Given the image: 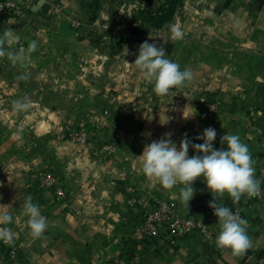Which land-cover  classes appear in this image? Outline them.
I'll return each mask as SVG.
<instances>
[{"label": "crops", "instance_id": "1", "mask_svg": "<svg viewBox=\"0 0 264 264\" xmlns=\"http://www.w3.org/2000/svg\"><path fill=\"white\" fill-rule=\"evenodd\" d=\"M8 1L24 15L10 9L0 17V34L15 30L17 47L36 40L38 50L26 67L0 59V205L15 219L9 226L18 252L9 260L0 243V264H264V0H181L167 27L142 30L135 26L138 11L149 6L143 0H46L35 11L40 0ZM55 2L62 8L54 9ZM172 26L184 32L182 40L170 38ZM145 41L164 47L181 70L191 68L193 82L157 96L131 65ZM22 72L30 73L28 81L16 79ZM201 94L219 101L214 115L197 103ZM22 97L33 106L18 115L11 102ZM184 111L192 116L185 119ZM21 124L24 134L17 137ZM73 127L87 131L85 143L68 139ZM208 127L217 133L214 149H226L221 137L236 134L256 161L261 197L233 203L225 195L221 201L248 221L253 247L243 257L215 246L218 218L202 178L186 208L178 188L164 190L140 171L146 144L166 133L177 148L185 134L200 144L196 138ZM188 154L198 153L190 147ZM43 171L57 178L63 198L53 186H39ZM128 187L138 194L135 205ZM28 195L50 222L37 240L22 215ZM161 200L183 218H197L208 233L178 236L157 222L154 234L137 240L144 217Z\"/></svg>", "mask_w": 264, "mask_h": 264}, {"label": "clouds", "instance_id": "2", "mask_svg": "<svg viewBox=\"0 0 264 264\" xmlns=\"http://www.w3.org/2000/svg\"><path fill=\"white\" fill-rule=\"evenodd\" d=\"M243 22L236 19L233 27L239 30ZM171 39L182 40L184 32L172 26ZM19 45V36L15 30L5 29L0 34V59L7 58L12 64L26 67L31 62V55L38 50L36 40H31L27 47ZM125 55L128 54L125 48ZM143 80L152 86V91L160 97L166 96L172 89H185L194 80L191 68L181 70L179 63L167 58L165 48L147 41L140 44L133 64ZM18 81H28L30 73L22 72L16 77ZM33 102L30 97H22L11 102L12 110L20 115L31 111ZM185 119L192 115L183 112ZM168 122V118L166 122ZM164 124V123H163ZM24 134V125L16 128L17 137ZM172 133H166L161 139L144 146L139 158L141 174L151 183L158 184L164 190L178 188L181 203L188 208L190 200L197 191L193 184L202 178L207 190L212 195L209 207L218 218V233L214 243L217 249L229 251L234 257H243L253 247L248 234V221L242 218L239 211L233 212L221 201L227 195L233 203H239L242 197L249 199L261 195V180L256 178V161L252 158L246 143L236 134L226 133L221 137V145L226 149L213 148L216 130L208 127L196 139L203 143L194 144L186 136L180 141L179 148L171 139ZM197 155L189 156V148ZM22 215L26 217L28 235L33 239L44 238L49 228V220L41 214L38 203L33 202L31 195L25 197ZM13 215L0 205V242L12 246L16 232L12 225Z\"/></svg>", "mask_w": 264, "mask_h": 264}, {"label": "built area", "instance_id": "3", "mask_svg": "<svg viewBox=\"0 0 264 264\" xmlns=\"http://www.w3.org/2000/svg\"><path fill=\"white\" fill-rule=\"evenodd\" d=\"M52 6L54 9L62 8V6L56 2L53 3ZM10 9H14L16 14H19L20 16L24 15L21 7L17 3L8 0H0V17H6L7 15H9ZM76 16L77 14L75 12L70 13V17L72 18L71 24L74 26H77L79 24L75 19ZM196 101L198 104L202 106L207 116L214 115L219 109V104H220L219 101L216 99H210L204 94L198 95ZM67 137L72 142L85 143L88 138V133L84 128L81 127L67 128ZM262 137L264 140V129L262 132ZM104 149L107 151L109 150L111 151V147L109 145L105 146ZM39 186L40 187L53 186L55 188L54 191L59 198L61 197L63 198L64 196L63 189L57 186V178L49 172L43 171L39 173ZM127 192L129 194L128 202L131 205H135L137 203V198H138V194L136 190L132 187H128ZM261 195H262V189H261ZM261 195L254 198L259 199ZM236 211L238 210H233V212ZM239 213L241 215L240 211ZM142 222H143L142 226L136 236L137 240H141L148 235L154 234L153 227L157 222L165 223L167 225V228L178 236H184L195 230H199L203 232L205 235L208 233L205 225L202 224L197 218L193 216H188L183 218L182 216H180L178 213L175 212L173 207L168 202L164 200H161L158 206L156 207V209L149 212L144 217ZM0 243L4 248V256L7 259L12 260L17 258L18 252L14 245L8 246L5 245L3 242ZM110 264H114V263H110Z\"/></svg>", "mask_w": 264, "mask_h": 264}, {"label": "trees", "instance_id": "4", "mask_svg": "<svg viewBox=\"0 0 264 264\" xmlns=\"http://www.w3.org/2000/svg\"><path fill=\"white\" fill-rule=\"evenodd\" d=\"M146 9H140L138 15L140 17L139 23L135 29L142 30L144 26H152L154 28H165L172 21L173 15L177 7L181 4V0H143ZM159 2L154 8L151 4ZM134 30V29H133ZM132 36V32L130 34Z\"/></svg>", "mask_w": 264, "mask_h": 264}, {"label": "water", "instance_id": "5", "mask_svg": "<svg viewBox=\"0 0 264 264\" xmlns=\"http://www.w3.org/2000/svg\"><path fill=\"white\" fill-rule=\"evenodd\" d=\"M46 0H40L38 4L34 5L31 8V11H35L36 9H38L43 3H45ZM31 15H27V18L30 19Z\"/></svg>", "mask_w": 264, "mask_h": 264}, {"label": "rangeland", "instance_id": "6", "mask_svg": "<svg viewBox=\"0 0 264 264\" xmlns=\"http://www.w3.org/2000/svg\"><path fill=\"white\" fill-rule=\"evenodd\" d=\"M156 5H157V4H155V5H152L151 7H152V8H154Z\"/></svg>", "mask_w": 264, "mask_h": 264}]
</instances>
